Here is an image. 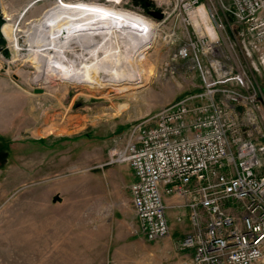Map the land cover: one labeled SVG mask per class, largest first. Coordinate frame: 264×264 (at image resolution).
<instances>
[{"label":"rangeland","instance_id":"rangeland-1","mask_svg":"<svg viewBox=\"0 0 264 264\" xmlns=\"http://www.w3.org/2000/svg\"><path fill=\"white\" fill-rule=\"evenodd\" d=\"M8 1L14 5L6 11L12 16L7 22L20 18V43L32 48L33 23L58 0ZM141 1L129 5L146 9ZM225 16L232 34L243 28ZM154 20L157 36L138 56L147 78L128 91L60 77L46 81L47 69L32 50H22L17 60L0 55V264H180L183 252L169 236L150 240L138 230L131 166L108 163L110 150L127 141L132 123L203 89L194 53L175 55L178 46L196 37L193 26ZM48 27L47 36L55 31ZM171 28L176 34L169 40L164 33ZM74 44L81 52L82 45ZM249 49L239 45L258 98L237 110L254 114L240 116L248 122L242 134L264 142V42H252ZM255 264H264V255Z\"/></svg>","mask_w":264,"mask_h":264},{"label":"built area","instance_id":"built-area-1","mask_svg":"<svg viewBox=\"0 0 264 264\" xmlns=\"http://www.w3.org/2000/svg\"><path fill=\"white\" fill-rule=\"evenodd\" d=\"M82 1L121 4L155 19L147 7L129 0ZM151 1L163 21L193 26L196 37L178 46L175 55L194 53L203 89L132 123L127 141L112 147L108 163L132 167L135 217L148 239L170 235L166 195L176 196L171 205L189 209L193 230L178 241L189 256L180 264H255L264 255V142L242 134L248 122L240 116L254 114H240L238 106L258 96L239 45L250 53L249 44L264 42V0ZM225 15L243 28L232 34ZM174 28L164 37L171 40Z\"/></svg>","mask_w":264,"mask_h":264},{"label":"bare ground","instance_id":"bare-ground-1","mask_svg":"<svg viewBox=\"0 0 264 264\" xmlns=\"http://www.w3.org/2000/svg\"><path fill=\"white\" fill-rule=\"evenodd\" d=\"M3 15L6 21L2 32L12 50L11 60H17L18 55L24 53L22 50H32L29 53L41 58L42 68L47 69L43 77L46 81L60 77L96 89L119 85L117 89L120 91L145 83L147 72L138 62V56L152 46L157 36L156 25L121 4L58 2L33 23L28 33L32 48L27 49L20 43L18 19L13 24L7 22L12 20L11 15ZM48 26L55 27L49 36L44 33ZM37 36L42 38L39 43ZM74 43L82 45L81 52L74 50ZM127 60L128 66L123 64Z\"/></svg>","mask_w":264,"mask_h":264},{"label":"crops","instance_id":"crops-1","mask_svg":"<svg viewBox=\"0 0 264 264\" xmlns=\"http://www.w3.org/2000/svg\"><path fill=\"white\" fill-rule=\"evenodd\" d=\"M14 4L8 0H1V6H2V11L6 15H11L9 12L6 13V11H10ZM7 9V10H5ZM14 101V100H13ZM12 101V102H13ZM132 169V167H131ZM135 175L134 171L132 169L131 172V183L134 181ZM166 203L169 205L167 207V216L170 222V235L169 239L173 241L174 246H176L177 249L178 247V241L181 237H183L187 232L193 230V225L191 223V219L189 217V209L184 206H175L171 205L172 202L176 200V196L172 195H166L165 196ZM170 241V243H171ZM180 250V249H179ZM182 259L185 257H188L189 254L186 251H182ZM180 261V263H181Z\"/></svg>","mask_w":264,"mask_h":264},{"label":"water","instance_id":"water-1","mask_svg":"<svg viewBox=\"0 0 264 264\" xmlns=\"http://www.w3.org/2000/svg\"><path fill=\"white\" fill-rule=\"evenodd\" d=\"M145 7L149 8L153 5L151 0H142ZM149 13L157 18L163 17V12L159 9H148ZM6 21L5 16L3 15L1 0H0V55H2L5 59L11 60L12 59V50L9 47L8 39L2 32V26ZM37 92L42 91V89L37 88Z\"/></svg>","mask_w":264,"mask_h":264}]
</instances>
